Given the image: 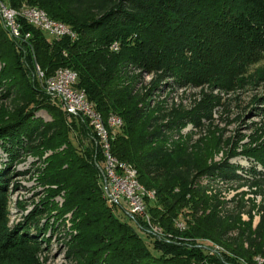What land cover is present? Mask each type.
<instances>
[{
	"label": "rangeland",
	"instance_id": "1",
	"mask_svg": "<svg viewBox=\"0 0 264 264\" xmlns=\"http://www.w3.org/2000/svg\"><path fill=\"white\" fill-rule=\"evenodd\" d=\"M220 54L200 48L191 58L187 51L186 63L174 77L156 69V63L143 67L130 56L119 76L135 104L144 109L142 126L161 132L152 146L168 152L180 147L211 167L208 173L192 172L193 187L204 190L218 215L238 214V223L246 222L253 230L264 214V50L232 54L227 62ZM3 62L0 232L22 240L11 251L13 259L4 264H87L91 258L94 264H105L116 238L96 233L114 226L109 211L120 221L134 227L136 223L114 206H96L93 212L87 208L97 205L90 168L99 164L101 187L104 176L102 155L86 120L64 113L56 98L15 83L32 78L24 72L30 64L24 52L13 57L11 68ZM73 189L77 201L70 195ZM118 201L125 208L124 201ZM79 214L88 216L89 224L77 228ZM180 217L175 226L181 230ZM157 225L154 230L162 233ZM228 236L238 239V230L231 229ZM262 254H253L251 260L264 264Z\"/></svg>",
	"mask_w": 264,
	"mask_h": 264
},
{
	"label": "trees",
	"instance_id": "2",
	"mask_svg": "<svg viewBox=\"0 0 264 264\" xmlns=\"http://www.w3.org/2000/svg\"><path fill=\"white\" fill-rule=\"evenodd\" d=\"M3 1L16 11L39 8L50 19L68 26L74 34L72 38L52 37L18 16L21 34L28 33L25 40H19L12 36L0 17V61L11 68V60L20 51L30 61L24 72L32 78L28 81L21 77L15 83L34 94L55 98L41 88L35 65L43 78L57 67L74 71L75 86L83 90L95 111L104 120L112 114L121 119L115 131L108 129L111 155L128 163L137 181L155 191V198L149 199L146 210L164 235L154 236L138 216H133L136 228L109 211L114 226L108 224L96 233L117 239L108 248L110 253L105 264H256L251 260L252 255L258 252L264 255V214H260L253 230L246 222L238 223V214L218 215L216 204L208 203L204 190L193 187L191 178L193 171L208 173L213 169L204 167L201 160L186 155L180 147L168 152L152 146L161 132L158 129L148 132L149 126H142L144 109L135 104L129 87L122 84L119 71L131 56L133 62L139 60L143 67L156 63V69H163L174 77L186 63L187 51L191 58L200 48L215 54L219 51V56H224L227 62L232 54L264 50V0ZM91 133L96 141L92 130ZM90 170L89 181L97 205L87 208L93 212L96 206L112 210L114 206L127 214L119 201L107 202L103 184L101 187L98 182L99 164ZM70 195L76 197L74 189ZM178 215L181 230L175 226ZM78 217L77 228L89 224L88 216L79 214ZM233 228L238 230V239L226 237ZM209 243L210 248L218 245L220 249L209 253ZM17 244L21 245L22 240L12 232H0V264L13 259L11 251ZM94 263L92 258L87 262Z\"/></svg>",
	"mask_w": 264,
	"mask_h": 264
},
{
	"label": "built area",
	"instance_id": "3",
	"mask_svg": "<svg viewBox=\"0 0 264 264\" xmlns=\"http://www.w3.org/2000/svg\"><path fill=\"white\" fill-rule=\"evenodd\" d=\"M25 14L26 23L43 30L47 35L56 38L68 35L71 38V33H66L63 29L50 25L42 20L38 13L27 11ZM0 17L15 39L25 40L28 37V33L21 34L20 21L9 18V10L6 9L2 0H0ZM35 73L40 81L41 88L60 102L64 113L79 114L86 119L100 147L103 161V187L110 202L115 203L122 199L130 216L140 217L145 223L147 230L154 236H163V233H157L153 229V221L150 216L144 215V208H146V204L149 201L148 194H140L136 190L131 174H129V177H121V169H129L127 163L117 158H110L107 154L106 139L111 137H103L101 135L99 123L94 116V107H89L88 100H85L82 94L78 93V90L69 86V78L73 77L70 74V68L57 67L51 75L43 78L42 72L35 65ZM215 250L217 249L210 248L209 253Z\"/></svg>",
	"mask_w": 264,
	"mask_h": 264
},
{
	"label": "bare ground",
	"instance_id": "4",
	"mask_svg": "<svg viewBox=\"0 0 264 264\" xmlns=\"http://www.w3.org/2000/svg\"><path fill=\"white\" fill-rule=\"evenodd\" d=\"M3 1V0H2ZM4 3V1H3ZM4 6L6 7L7 10H9V18L10 19H17L18 16L20 17H24V19H26V12H35V13H38L41 17L42 20L48 22L50 25L52 26H57L61 29H63L66 33H71V38L74 37V34L71 32V30L68 28V26H66L65 24L59 22V21H55L53 19H50L46 13L44 11H42L41 9L39 8H35V7H31V8H23L21 9L20 11H16L10 7H7V5H5L4 3ZM19 21V20H18ZM116 47V46H114ZM70 74L71 76L73 77H70L69 78V86H71L72 88H74L75 90H78V93H81L83 98L85 100L86 97H85V94L83 92L82 89H79L75 86V80H76V73L74 71H72L70 69ZM45 91V90H44ZM88 104H89V107H93L89 101H88ZM94 116H95V119L97 120V122L99 123V126H100V130H101V135L103 137H110L108 136V129L110 127H117L121 124V119L115 115V114H112L110 115L106 121L101 117V115H99L95 109H94ZM109 140L108 138L106 139V151H107V154L109 155L110 158H114L111 153H110V148H109ZM128 165V163H127ZM129 169H121V177H129V174H131V177H132V180H133V184H134V187L136 188V190L140 193V194H148V200L149 199H154L155 198V191L154 190H149V189H146L144 186H142L138 181H137V178H136V173L135 171L130 167L128 166ZM106 193V191H105ZM107 194V193H106ZM108 196V195H107ZM109 198V197H108ZM150 201V200H149ZM144 215L145 216H148V213H147V210L146 208H144ZM158 226V225H157ZM153 229H154V222H153ZM158 233V232H157ZM163 233V232H162ZM210 247V246H209ZM215 249V248H214ZM218 250V249H217ZM258 259V258H257ZM263 260V259H261ZM259 261V260H258ZM246 264V263H245Z\"/></svg>",
	"mask_w": 264,
	"mask_h": 264
},
{
	"label": "crops",
	"instance_id": "5",
	"mask_svg": "<svg viewBox=\"0 0 264 264\" xmlns=\"http://www.w3.org/2000/svg\"><path fill=\"white\" fill-rule=\"evenodd\" d=\"M125 204V203H124Z\"/></svg>",
	"mask_w": 264,
	"mask_h": 264
}]
</instances>
